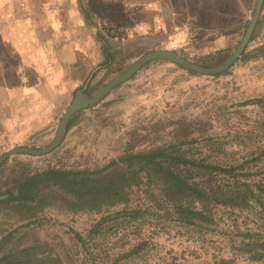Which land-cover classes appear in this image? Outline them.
<instances>
[{"label": "rangeland", "instance_id": "1", "mask_svg": "<svg viewBox=\"0 0 264 264\" xmlns=\"http://www.w3.org/2000/svg\"><path fill=\"white\" fill-rule=\"evenodd\" d=\"M0 1L2 38L18 37L22 43L32 29L43 41L50 33L44 29H58L52 47H41L43 58H48L45 66L30 69L24 67L29 61L18 58L14 47L0 38L4 45L0 47V155L17 147L45 148L76 91L86 86L84 93L92 97L137 59L161 51L126 53L118 44H108L113 64L98 70L104 62L103 46L102 62L97 64L87 61L91 51L84 58L76 47H59L64 38L71 39L59 32L70 31L67 12H77L92 26L88 0ZM201 1L208 9L228 11V18L212 30H195L190 45L168 52L215 68L235 52L256 0ZM153 15L151 10H138L126 23L151 21ZM202 16H197V25L208 24ZM109 31L117 34L118 30ZM242 53L216 76H203L164 60L146 64L97 105L73 115L72 126L54 151L7 159L0 167V195L34 172L94 171L126 153L169 145L187 159L236 169L237 175H246L241 183L256 191L255 185H264V103H244L264 100V3ZM23 84L30 89L19 90ZM192 173L193 181L209 191L229 183L219 173L200 169ZM138 181L127 190V202L113 207L80 208L57 190L29 212L0 205V264H264V195L260 204L251 202L245 209L210 205L203 212L209 223L190 226L178 221L159 181L151 182L141 174ZM192 207L202 210L198 202ZM122 211L138 214L113 218ZM106 217L112 219L102 222ZM96 225L100 226L93 232Z\"/></svg>", "mask_w": 264, "mask_h": 264}, {"label": "trees", "instance_id": "2", "mask_svg": "<svg viewBox=\"0 0 264 264\" xmlns=\"http://www.w3.org/2000/svg\"><path fill=\"white\" fill-rule=\"evenodd\" d=\"M97 37L104 46V62L97 68L100 70L113 64L114 55L109 52L107 41L100 34H97ZM262 103L264 100H253L244 105ZM72 124L73 119L68 122L67 131ZM195 169L219 173L228 178L229 183L215 191H209V187L205 188L193 181L192 171ZM235 172L234 168L226 169L187 159L178 148L169 145L145 153H126L94 171L49 168L31 173L0 195V205H11L29 212L39 203L47 202L46 197L51 190H57L69 196L80 208L88 206L94 210L101 206L113 207L127 202V190L139 182L138 176L141 174V177L149 178L151 182H160L163 194L171 202L178 221L192 226L201 222L209 223V217L203 212L210 205L245 209L250 207L251 202L260 204V196L264 195V185H255L256 191L252 190L250 184L241 183L242 177L246 175H237ZM193 202L202 204V210L194 209ZM137 214V211H122L113 218ZM109 219L112 217L103 218L102 222ZM99 226L96 225L93 232H97L95 228ZM2 260L3 258H0V262Z\"/></svg>", "mask_w": 264, "mask_h": 264}, {"label": "crops", "instance_id": "3", "mask_svg": "<svg viewBox=\"0 0 264 264\" xmlns=\"http://www.w3.org/2000/svg\"><path fill=\"white\" fill-rule=\"evenodd\" d=\"M127 1L88 0L87 8L93 22L92 26H88L84 17L77 12H67V18L71 20V32H66V29L65 32L64 30L59 32L66 37H71V43L64 38V45L61 41L59 47H76L78 53L80 50L84 58V54L91 51L87 61L90 63L95 61V64L102 62L101 57H103L101 56L103 44L97 40V34H100L110 45L118 44L121 50L126 53L159 49L174 52L190 45V37L192 33H195V30H212L221 26L224 19L228 18V11L220 12V14L216 9L211 7L208 9L201 0H140L142 2L140 5H129ZM228 1L226 0V2ZM138 10H151L154 14L151 21L143 20L127 24L126 21L132 20L133 13ZM243 12L242 9L240 17L243 16ZM201 14L208 21L207 25H197V16L200 18ZM113 28L118 30L117 34L109 31ZM46 30L50 33L43 41L36 32H32V29H29L31 35L22 43L18 37L13 40L1 36L0 38L4 45L6 43L8 47H14L13 52L18 54L16 55L18 58L21 57L23 60L29 61L24 67L30 69L32 66L41 67L48 59L45 60L44 55L40 53L41 47H52L53 36L58 29L53 30L49 27L44 29V31ZM4 45L0 44V47ZM26 47H28L27 50ZM26 85H20L18 89L20 90ZM26 89L30 88H24V91Z\"/></svg>", "mask_w": 264, "mask_h": 264}, {"label": "water", "instance_id": "4", "mask_svg": "<svg viewBox=\"0 0 264 264\" xmlns=\"http://www.w3.org/2000/svg\"><path fill=\"white\" fill-rule=\"evenodd\" d=\"M264 0H256L254 12L252 17L249 21L248 27L244 33L243 38L241 39L239 45L237 46L235 52L220 66L215 68H205L194 63H191L179 55L168 52V51H156L148 53L139 59H137L126 71L122 74L118 75L117 77L110 80L107 84H105L94 96L88 97L84 90L86 88L83 87L82 89L76 91L75 96L71 102V105L63 114L58 131L54 137V139L49 143L48 146L41 150H32L23 147H17L10 149L9 151L0 155V167L2 164L12 156L15 155H26V156H43L51 153L54 151L63 141L66 132H67V125L73 115L76 113L89 109L97 105L113 88L117 87L118 85L130 80L142 67L146 64L155 61V60H164L170 63H173L179 67H182L188 71L203 75V76H216L222 74L226 71L231 65L237 60V58L241 55L245 47L250 41V38L253 34L257 21L259 19L262 7H263Z\"/></svg>", "mask_w": 264, "mask_h": 264}]
</instances>
